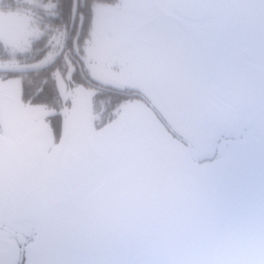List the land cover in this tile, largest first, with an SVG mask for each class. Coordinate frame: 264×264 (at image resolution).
<instances>
[{"label":"flooded vegetation","instance_id":"obj_1","mask_svg":"<svg viewBox=\"0 0 264 264\" xmlns=\"http://www.w3.org/2000/svg\"><path fill=\"white\" fill-rule=\"evenodd\" d=\"M105 1L96 3H107ZM118 1L115 0L113 4ZM144 1L148 3L146 21L156 19L158 26L168 34L160 37L140 24V27L131 28L133 40L123 44L132 43L138 46L136 50H147L149 57L146 60L152 62L149 72L152 83L160 86L156 92L171 98L178 109L204 129H210L217 123L232 124L240 117H247L249 122L246 125L258 129L264 116V0H214L212 8L211 0H197V4L187 7L183 14L175 10L173 0ZM47 13L52 18L45 17ZM38 15L41 22L37 28L41 34L30 51L21 52L23 47L19 41L0 34V59L4 62L14 60L22 66L12 71L0 69L1 78L20 77L23 95L25 86L34 81L53 80L57 82V87L58 81L86 86L94 93L92 109L93 113L101 117L98 122L100 127L113 122L116 109L133 100H140L145 105L149 119L145 124L150 126L149 123L154 121L167 126L161 112L147 99L152 91L133 85L131 79L124 81L119 74L115 75L120 70L118 66H113L104 74V82L91 74L95 64L90 51L86 54L85 48L93 26V7L92 14L87 18L82 15L77 18L75 12V21L71 22L70 27L61 25L60 11L55 5L48 10L38 11ZM8 39L11 41L8 42ZM26 63H39L41 68L25 70L23 66ZM127 67L124 64V68ZM135 68H128L132 77L138 76L134 75L138 73ZM120 97L126 100L113 104L112 98ZM63 104L61 101L58 108ZM128 120L121 125L123 129L116 130L118 135L114 149L119 156L116 161L118 167L126 161L125 154L128 157L130 146H133L129 145L123 150L127 145L128 133L126 145H117L122 141ZM66 126L63 125L62 138ZM114 135L111 138L113 143L116 138ZM230 139L224 136L215 147L227 144ZM88 147L95 156H99L94 145ZM227 150L229 155L233 152L231 148ZM27 163L28 159L23 163L21 173L9 177L8 180L12 181L9 186L27 189V199L34 203L40 196L34 191L33 176H30ZM156 164L150 149L140 154L138 171L134 173L136 179H128V185L123 186L124 196L119 204V209H122L121 220L127 218L132 224L142 225L161 219L160 222L164 224V221L172 222L174 212L175 216L184 213V201L173 204L168 199L170 191L166 173ZM56 167L54 179L58 180V184L55 195L58 196L55 203L58 206L72 204L84 216L94 198L124 174L107 173L110 171L106 169L103 173H66L61 177L60 163ZM221 173L233 174L227 176L230 177L228 180L224 179L227 177L208 179L199 194L209 199L206 209H211L213 214L220 212L224 220L234 227L235 234L246 226L249 214L264 205V145L249 151L239 163L230 165V169ZM65 179L67 182L64 184ZM222 186L231 187V190L219 194L218 190ZM180 192L184 193L183 189ZM217 195L219 204L216 203ZM175 221L179 223L178 218ZM95 227L103 230L102 221H98ZM61 241L62 237L45 227L26 204L11 201L6 205L0 218V264H7L9 260L14 264H35L36 261L58 264L61 261L84 260L80 244L70 247ZM165 245L172 263L177 264L179 258L184 256V248L180 249L172 243ZM241 258L243 255L239 253L228 252L219 261L220 264H231Z\"/></svg>","mask_w":264,"mask_h":264},{"label":"rangeland","instance_id":"obj_2","mask_svg":"<svg viewBox=\"0 0 264 264\" xmlns=\"http://www.w3.org/2000/svg\"><path fill=\"white\" fill-rule=\"evenodd\" d=\"M3 1L0 0V4ZM14 1L20 5L16 10H4L0 7V34L19 41L23 47L21 52L23 50L28 52L41 34L37 28L38 23L41 22L38 11L48 10L54 4L46 0ZM147 9L148 3L144 0H119L113 5L95 3L93 26L85 50L86 54L90 51L95 64L91 71L94 77L104 82L106 80L104 74L113 66H118L120 70L115 75L119 74L124 81L131 79L132 82H129L137 87L151 90L152 93L149 92L147 99L161 112L167 126L162 122L157 124L154 121L149 123L150 126L145 124L149 120L145 113V105L140 100H133L116 109L113 122L100 127L98 122L101 117L93 113L92 109L94 93L88 87L58 81L64 104L60 108L53 109L43 104L35 105L25 102L20 77L9 79L0 77V172L6 184L9 185L12 182L8 180L9 177H15L22 172L23 163L28 159L27 166L30 169V176H33L36 195L41 197L42 193H56L58 180H55L54 176L57 173L56 156L60 143L49 123V117L55 114H61L62 124L69 126L70 131L60 162L61 177H64L66 173H103L106 169L110 171L107 173H137L140 154L150 149L156 158L157 168L166 173L165 179L171 182L172 186L184 187V192L189 193V183H202L208 179L217 178L224 174L221 172L230 169V165L239 163L249 151L252 152L264 145L258 129L246 125L249 122L247 117H240L241 119H237L238 121L234 123L257 129V131L246 132L244 135L236 133L226 135L231 138L228 143L215 147L217 143L213 145L210 142L209 129L198 126L187 114H184V111L173 104L171 98L156 92L160 86L152 83L153 79L149 73L152 62L146 60L149 57L147 50H136L138 47L136 44H123L133 40L131 28L140 27V24L160 37L168 34L158 26L156 19L151 22L150 19L146 21ZM157 40L160 39L157 38ZM38 64L26 63L23 68L25 70L41 68ZM124 64L129 67L124 68ZM131 66L138 69V73L134 74L138 75L137 77L129 75L128 68ZM21 68L22 66L14 60L4 62L0 59V69L12 71ZM95 68H98L97 72ZM128 118L122 141L117 145L120 147L126 145L128 133L127 145L123 147V150H126L129 145H135V147L130 146L129 156L125 154L126 161L118 167L116 161L119 156L114 149L118 135L116 130L123 129L121 125ZM88 134L99 156H95L89 150ZM113 134L116 137L114 143L111 139ZM119 138L120 135L118 140ZM128 138L132 140L129 141ZM228 148L233 150L230 155ZM129 161L132 162L127 167L126 164ZM103 164L104 168H102ZM122 179L125 180V178ZM65 182H67L66 179L64 184ZM119 182L112 185L113 192L109 190V205L111 210L116 211L119 210V204L124 196L122 192L124 187H118ZM123 182L125 186L129 183L127 180ZM60 184L64 186L63 183ZM57 196L58 194L55 195ZM224 219L220 214L208 213L201 216L196 224L191 225L190 220L186 219L184 225L187 229H197L194 232L191 231L190 236L198 242L200 251L211 249L215 252L219 247H223L233 230V227ZM27 229L31 228L27 227ZM199 262L205 261L196 257L194 264Z\"/></svg>","mask_w":264,"mask_h":264},{"label":"water","instance_id":"obj_3","mask_svg":"<svg viewBox=\"0 0 264 264\" xmlns=\"http://www.w3.org/2000/svg\"><path fill=\"white\" fill-rule=\"evenodd\" d=\"M211 8L214 6V0H211ZM197 4V0H173L174 8L177 12L183 14L187 7ZM207 10V9H206ZM8 42L11 40L8 39ZM69 126H67L63 136L60 148L56 157L57 166L60 163L62 153L69 138ZM87 143L91 147L92 141L90 134L87 135ZM233 173H224L218 177H227ZM217 177V178H218ZM122 178H125L123 180ZM230 177L224 178L228 180ZM134 181V173H124L117 180L112 182L107 190L99 193L92 205L87 209L89 224L83 234L82 246L83 259L89 261H112L119 264H173L168 255L165 243L174 244L180 249L184 248V256L179 258L177 264H194L196 257L205 262L198 264H220V258L228 252L239 253L243 258H254L262 239H264V205L254 213L249 214L247 226L238 229L234 234V227L231 235L224 242L223 247H219L215 252L211 249L200 251L198 242L190 236L191 231L197 229H187L184 221L189 219V223L194 225L201 216L208 213L213 214L211 209H206L205 205L209 202L206 195H200L199 190L203 188L207 181L202 183H189L190 192L184 191V187L172 186L169 182L168 199L173 204L184 201V213L178 216H171L172 222H160L161 219H155L147 224H132L131 220L120 219L122 209L111 210L109 205V190L114 191L112 186L120 181L118 187H123L126 180ZM187 188V187H186ZM231 187L222 186L219 194L230 191ZM188 200H191L188 202ZM97 207V208H96ZM117 214V216H116ZM217 214H220L217 213ZM161 218V217H158ZM178 218L179 223L175 221ZM186 218V219H185ZM174 219V221H173ZM102 221L103 230H97L95 225ZM166 223V224H165Z\"/></svg>","mask_w":264,"mask_h":264},{"label":"snow or ice","instance_id":"obj_4","mask_svg":"<svg viewBox=\"0 0 264 264\" xmlns=\"http://www.w3.org/2000/svg\"><path fill=\"white\" fill-rule=\"evenodd\" d=\"M257 129L246 128L242 124L217 123L209 129L210 142L215 145L224 136L236 133L244 135L246 132H255ZM258 132L262 144H264V116H262ZM28 190L20 187H11L6 184L2 172H0V218L3 217L6 205L11 201L24 203L34 212L37 218L45 227L62 237V243L67 246H75L82 242L83 234L89 224L88 217L72 204L65 203L58 206L55 203V194L42 193L38 201L32 202L27 199ZM216 203L219 204V196H216ZM7 264H14L9 260ZM35 264H45L42 261H36ZM58 264H119L112 261H89L72 260L61 261ZM231 264H264V239L261 240L254 258H241L231 262Z\"/></svg>","mask_w":264,"mask_h":264},{"label":"trees","instance_id":"obj_5","mask_svg":"<svg viewBox=\"0 0 264 264\" xmlns=\"http://www.w3.org/2000/svg\"><path fill=\"white\" fill-rule=\"evenodd\" d=\"M46 1L53 2L55 7L56 8L58 7L61 15V25L70 27L71 22H73V20L75 21V12L77 18L80 15H82L84 18H87L88 16L90 17V15L92 14L93 5L100 0H78V1L46 0ZM105 2L109 4H113L115 0H106ZM19 6L20 5L15 1L7 2V4L6 1H3V3L0 4V7L4 10H8V9L15 10ZM73 12H74V16H73ZM44 15L47 18L48 17L52 18V15H48V13ZM62 97L63 96L61 95L57 87V82L53 80L52 81L44 80L42 82L34 81L32 83H29L28 86H25L23 100L30 104H35V105L43 104L50 108H58L59 105L61 104ZM124 100L126 99L123 97L112 98L113 104L122 103ZM49 123H50V127L54 132L56 139L60 141L63 133L61 114L52 115L51 117H49Z\"/></svg>","mask_w":264,"mask_h":264},{"label":"bare ground","instance_id":"obj_6","mask_svg":"<svg viewBox=\"0 0 264 264\" xmlns=\"http://www.w3.org/2000/svg\"><path fill=\"white\" fill-rule=\"evenodd\" d=\"M247 221H248V218H247ZM246 226H247V224H246Z\"/></svg>","mask_w":264,"mask_h":264}]
</instances>
